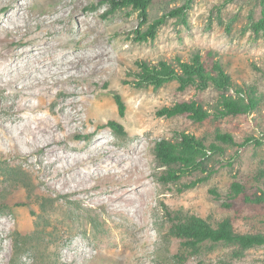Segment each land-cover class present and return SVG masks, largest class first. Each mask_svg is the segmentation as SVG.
<instances>
[{
    "label": "rangeland",
    "instance_id": "obj_1",
    "mask_svg": "<svg viewBox=\"0 0 264 264\" xmlns=\"http://www.w3.org/2000/svg\"><path fill=\"white\" fill-rule=\"evenodd\" d=\"M100 3L0 0V132L14 134L39 116L53 122L37 135L50 142L46 152L0 138V166H17L28 180L9 190L0 179V192L6 193L0 204V264H12L13 245L20 236L30 239V245L16 264H40L35 254L40 251L46 264H156L155 253L165 243L172 255L179 250L178 240L165 238L168 225L162 204L193 213L213 227L229 219L238 233H264V204L227 197L233 177L246 195L264 188V34L255 39L249 27L250 17L260 18V0H193L186 26L168 19L147 42L134 41L137 13L126 9L109 15L108 6ZM182 3L154 0L148 22ZM197 49L220 53L232 81L257 90L261 96L257 111L203 123L181 116L166 119L156 115L162 107L190 99L210 104L216 92L194 88L179 92L175 83L157 90L137 89L129 83L135 60L176 55L186 59ZM29 51L33 53L24 57ZM36 59L44 65L37 73L28 69ZM54 59L58 67L72 68L44 79L47 68H55ZM95 63L98 68L92 71ZM6 77H13L12 86ZM114 93L125 105L122 117ZM109 121L120 124L125 134H115ZM217 130L231 134L238 145L250 136L262 138V145L226 148L212 164L216 174L193 189L178 192L173 184L158 183L163 168L152 153L155 141L188 132L210 142ZM87 154L95 157L88 164L92 177L83 171L79 185L83 190L55 176V168L66 166V160ZM212 188L220 199L210 196ZM229 203L230 207L223 206ZM234 251L232 246L207 244L195 255L173 260L264 264V248L249 249L240 257H234Z\"/></svg>",
    "mask_w": 264,
    "mask_h": 264
},
{
    "label": "trees",
    "instance_id": "obj_2",
    "mask_svg": "<svg viewBox=\"0 0 264 264\" xmlns=\"http://www.w3.org/2000/svg\"><path fill=\"white\" fill-rule=\"evenodd\" d=\"M153 1L101 0L100 4L108 6L107 14L109 15L126 9L137 13L139 27L135 30L134 41L136 42L153 41L158 29L168 19H175L179 24L187 25L188 12L192 7L193 0H183L181 5L149 23L148 10ZM260 3V18L256 21L249 18V27L255 39L264 34V0H260ZM143 26L146 28L141 31ZM134 66L135 69L129 71V76L132 78L129 83H132L133 87L137 89L151 87L157 90L169 83H175L179 92H183L187 88H194L198 92L209 89L216 92L213 103L205 104L194 99L178 101L159 109L156 112L158 117L170 119L181 116L193 123H203L208 119L217 121L253 113L258 110L261 102V96L258 95L255 88L238 85L232 81L221 54L213 50L197 49L186 59L179 55L173 58L160 56L156 61L137 59ZM113 100L122 117L125 105L121 96L114 93ZM107 124L118 136L125 134L123 127L117 122L109 121ZM261 139L246 137L238 145L231 134L217 130L210 142L188 132H177L172 139L157 140L154 142L152 153L156 163L163 168V171L157 176V181L164 186L168 184L177 186L178 192L206 184L217 172L212 164L216 157L225 155L226 148L242 147L250 142L261 146ZM233 178L227 194L229 200L243 196L247 203L264 204V188L259 193L249 196L245 194V188L241 182L237 181L235 177ZM0 179L5 180L9 190L14 186L25 185L28 181L21 168L7 165L0 166ZM209 194L213 199L218 200L221 197L214 188L209 190ZM5 196L6 193L0 192V204ZM223 206L230 207L231 203L223 204ZM162 212L165 223L168 225L165 238L178 240L179 250L177 254L172 255L167 243L164 242V248L155 253L156 264H175L173 259L178 261V259H184L185 255H195L207 244L232 246L235 248L234 257L242 256L249 249L264 248V233H238L234 230L229 219H224L213 227L193 213L182 210L172 211L165 204H162ZM29 245L30 239L23 236L15 240L12 264H16L22 258ZM35 254L38 263L46 264L45 260H42L44 254L41 251Z\"/></svg>",
    "mask_w": 264,
    "mask_h": 264
},
{
    "label": "bare ground",
    "instance_id": "obj_3",
    "mask_svg": "<svg viewBox=\"0 0 264 264\" xmlns=\"http://www.w3.org/2000/svg\"><path fill=\"white\" fill-rule=\"evenodd\" d=\"M19 8V7H18ZM13 15V14H11ZM15 20V19H14ZM13 25V24H12ZM18 24H16L17 26ZM15 27V26H14ZM64 48V47H63ZM39 50V49H38ZM30 52V51H29ZM33 53V52H30V53H26V55L24 57H29V55ZM20 54V53H19ZM45 55V54H44ZM67 58V57H66ZM8 61V60H7ZM11 61V60H10ZM14 61H16L14 59ZM38 61H40V59H36V64L31 67V68H28L29 70L33 69L37 72H40V70L42 69V67H44V65L42 66L43 62H39L37 63ZM52 64L55 68H51V67H48L47 70L49 74L45 75L44 79H48V77H52V75H56L57 73H60V72H65V73H69L70 72V69L72 67L69 68V66H65L64 68H61V67H58L55 63H57V61L54 59ZM71 62V61H70ZM8 63V62H7ZM15 63V62H14ZM51 63V62H50ZM11 64V63H10ZM5 66V65H4ZM51 66V65H50ZM52 66V67H53ZM9 67V66H8ZM97 67V64L95 63V66L93 67V69H91L92 71L94 69H96ZM104 67V66H103ZM98 68V67H97ZM5 69V68H3ZM102 69V67L99 68V71ZM11 70V69H10ZM32 70V71H33ZM46 70V72H47ZM8 71V70H7ZM96 71V70H95ZM5 72V71H4ZM11 72V71H9ZM45 72V71H44ZM7 74V72H6ZM74 75V74H73ZM72 73L69 75V77H73ZM8 76V75H7ZM23 76V72L20 74V77ZM7 80L5 81L7 85H11L14 81H13V77L12 78H8L6 77ZM38 79V78H37ZM5 84V83H4ZM12 86V85H11ZM4 87V86H3ZM3 89V88H2ZM87 90V89H86ZM39 91V90H38ZM74 91V90H73ZM82 91V89H81ZM18 92V91H17ZM20 92V91H19ZM28 93V92H26ZM73 93V92H72ZM76 94V93H75ZM80 95V94H79ZM27 96V95H25ZM30 96V95H29ZM27 96V97H29ZM47 96V95H46ZM26 97V98H27ZM38 99V98H37ZM24 100V99H23ZM26 100V99H25ZM34 100V99H33ZM20 101V100H19ZM27 101V100H26ZM85 101V100H84ZM82 102V101H81ZM80 100H79V103H81ZM21 103V101H20ZM24 103V102H23ZM28 103V102H26ZM25 105V104H23ZM35 106V105H34ZM23 107V106H22ZM30 109V108H29ZM1 118V117H0ZM70 118V117H69ZM25 120V118H24ZM72 121V120H71ZM29 124L26 125V126H22V128H20V130H18L16 133L14 134H7V133H4L3 131L0 132V138H3L5 137L9 144H12V145H17L18 144H24L25 146H32L36 149V151H39V152H46V147L50 145V142L46 139V138H41V137H37L38 134L40 133H43V132H46L49 127L51 126V124L53 122H50L49 120H47L46 118H44L43 116H39V117H35V118H32L31 121L28 122ZM63 123V122H62ZM64 124V123H63ZM68 125V124H67ZM58 126V125H57ZM17 127V126H16ZM65 128V127H64ZM5 130V129H4ZM67 131V130H66ZM71 131V130H70ZM2 133V134H1ZM3 135V136H2ZM44 135V134H43ZM76 135V134H75ZM62 138V137H61ZM51 139V138H50ZM43 143L42 146H39L37 147V144L39 143ZM101 143V142H99ZM52 144V143H51ZM96 144V143H95ZM36 145V146H35ZM49 148V147H47ZM92 153V152H90ZM45 154V153H43ZM53 154V153H52ZM93 154V153H92ZM88 155L86 156V158L82 157L81 159L78 158V159H70V160H66L65 164L66 166L64 167H61L59 169V167L55 168V176L56 177H60V180L65 183V182H68L69 184L73 183L74 186L77 187V190H79V185H80V181L81 179L83 178V171H86L88 172L89 176L91 174V171H92V167H88V164L94 160V157H95V154L94 155ZM101 156V153L99 154ZM103 155V154H102ZM58 159V158H57ZM59 160V159H58ZM97 161V160H96ZM55 162V161H54ZM57 163V162H56ZM54 164V163H52ZM58 165V164H57ZM55 166V165H54ZM100 166V165H99ZM98 166V167H99ZM80 167V168H79ZM103 167V166H102ZM75 168H79L80 170L79 171H76ZM81 171V172H80ZM98 171V170H97ZM52 175V174H51ZM53 177V176H52ZM92 177V176H90ZM100 177V176H99ZM113 181V180H112ZM111 181V182H112ZM119 181V179H118ZM60 182V181H58ZM110 182V181H109ZM67 183V184H68ZM116 183V182H115ZM83 184V183H82ZM114 184V183H113ZM120 184V183H119ZM94 185V184H93ZM118 185V184H117ZM122 185V184H120ZM79 187V188H78ZM86 188H89L88 186ZM84 188H81V190H83ZM115 189V188H114ZM74 190V189H73ZM120 212V211H119Z\"/></svg>",
    "mask_w": 264,
    "mask_h": 264
}]
</instances>
